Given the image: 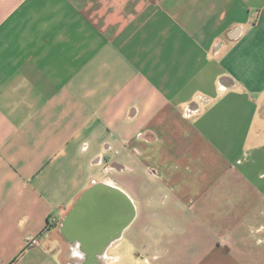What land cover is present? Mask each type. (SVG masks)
<instances>
[{"label": "crops", "instance_id": "obj_1", "mask_svg": "<svg viewBox=\"0 0 264 264\" xmlns=\"http://www.w3.org/2000/svg\"><path fill=\"white\" fill-rule=\"evenodd\" d=\"M99 182L135 216L85 264H264V0H0V264H84Z\"/></svg>", "mask_w": 264, "mask_h": 264}, {"label": "water", "instance_id": "obj_2", "mask_svg": "<svg viewBox=\"0 0 264 264\" xmlns=\"http://www.w3.org/2000/svg\"><path fill=\"white\" fill-rule=\"evenodd\" d=\"M134 216V204L123 191L99 182L82 195L67 215L63 232L71 243L79 245L88 261L96 263Z\"/></svg>", "mask_w": 264, "mask_h": 264}, {"label": "built area", "instance_id": "obj_3", "mask_svg": "<svg viewBox=\"0 0 264 264\" xmlns=\"http://www.w3.org/2000/svg\"><path fill=\"white\" fill-rule=\"evenodd\" d=\"M191 111L188 113L190 115ZM38 239L34 238V237H27L26 239V244L27 245H34V244H38Z\"/></svg>", "mask_w": 264, "mask_h": 264}, {"label": "bare ground", "instance_id": "obj_4", "mask_svg": "<svg viewBox=\"0 0 264 264\" xmlns=\"http://www.w3.org/2000/svg\"><path fill=\"white\" fill-rule=\"evenodd\" d=\"M77 249H79V248L77 247ZM76 254H77V255H84V253H80V252H77ZM103 259H105V257L99 258V262H100L101 260H103ZM86 260H87V258H86L85 256H84V257L82 256V263L85 264Z\"/></svg>", "mask_w": 264, "mask_h": 264}]
</instances>
